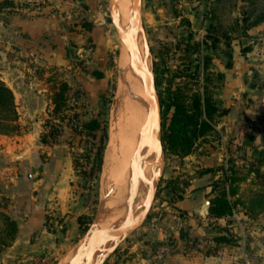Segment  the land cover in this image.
Returning <instances> with one entry per match:
<instances>
[{"label":"rangeland","instance_id":"1","mask_svg":"<svg viewBox=\"0 0 264 264\" xmlns=\"http://www.w3.org/2000/svg\"><path fill=\"white\" fill-rule=\"evenodd\" d=\"M85 1L0 0V81L12 89L19 102L16 106L20 131L8 136L18 144L37 142L39 146H47L44 153L43 148L34 152L43 161L49 158L48 152L55 147V150L59 149L58 154L65 153L62 166L69 173L70 202L79 216L80 226L74 238L64 241V218L57 210L50 212L43 230L55 236L56 247L42 254H28L21 253V246L17 253L12 250L13 242L21 231L18 225L19 231L13 242L0 248V264H58L77 244H80V256L83 255L93 233L98 230L96 224L101 205L108 212L113 208L115 198L127 192L104 178V162L120 106L118 80L122 55L129 58H125L126 63L133 69L126 38L130 36V27H120L118 10L122 3L126 4L132 27L135 2L96 0L94 10L89 12ZM140 2L143 30L137 27L136 31L142 42V60L147 65L154 88L156 73L160 76L161 87L156 88L159 101L162 89L169 85L176 88L184 81L186 73H193L200 66V83L195 84L208 88L217 103L218 115L213 124V134L198 141L188 157L169 155L165 148L158 153L162 168L148 202V218L139 229L130 231L124 238L114 239L115 252H97L99 257L93 264H161L169 256H180L186 260L202 256L211 258L221 250L230 252L238 264H264V204L253 202L257 195L264 194V143L259 136L248 149L232 151L219 128L220 118L228 112L222 103L225 76L220 69L224 65L230 69L234 64L230 54L233 41L227 36L232 23L227 19L224 23L218 22L215 0ZM61 82L69 85L67 102L61 114L52 117L51 96ZM149 86L153 92L151 82ZM40 97L43 106L47 104L41 133L35 125L39 119L34 111ZM93 119L105 122L109 133L98 177L91 174V169L102 145L101 140L99 136L84 132L81 127L82 123ZM54 130L55 134L43 143L44 136ZM213 146L221 150V164L213 168H193L191 155L196 152L201 156L207 155ZM16 156L15 160L20 162L29 155L20 153ZM76 160L81 165L80 169L88 170L87 175L75 169ZM69 163L71 165L67 166ZM33 166L37 172L41 171L38 166ZM221 167L224 169L206 173ZM203 174H208L212 180L203 188L204 204L197 210H184L179 204L189 201L198 191L193 188L192 180ZM21 188L24 187H17ZM233 189L237 190L236 195L228 196L234 206L232 215L222 218L211 216L212 200L223 193L229 195ZM113 197L110 208L109 202ZM28 200L24 197L23 202L29 204ZM138 201L137 195L132 201L129 198V209L131 206L134 208ZM206 202H210L208 208ZM8 207L7 199L0 197V212L10 217L3 211ZM143 211L144 208L140 210L139 218ZM139 218L127 224H135ZM81 224L87 228L85 232ZM5 226V221L0 218V229L5 230ZM8 232L0 233V239L10 242ZM40 235V232H35L30 240L35 242ZM217 237H225L228 241H220ZM162 250L165 252L161 253Z\"/></svg>","mask_w":264,"mask_h":264},{"label":"crops","instance_id":"2","mask_svg":"<svg viewBox=\"0 0 264 264\" xmlns=\"http://www.w3.org/2000/svg\"><path fill=\"white\" fill-rule=\"evenodd\" d=\"M85 2L88 11H93L96 0ZM214 4L219 11L218 22L224 23L227 19L232 23V29L227 36L233 41L230 54L234 61L232 68L228 69L224 65L220 69L225 76L222 103L228 112L220 118L219 128L232 151L240 148L246 150L256 143L259 136L264 143V0H215ZM16 103H19L17 95ZM46 106H43V99L40 97L39 105L34 109L39 119L35 123L39 133L42 130V120L45 119ZM42 148L43 153L48 149L45 145L39 146L37 142L18 144L14 138L0 135V197H5L10 206L3 211L18 222L21 230L13 242L12 250L16 253L19 246L23 249L21 253L28 254H42L56 247L55 236L43 230L48 214L55 213V210L64 218V241L74 238L80 229L79 216L70 202L69 173L62 166L65 153L58 154L59 149L55 150V147L52 152H48L49 158L43 161L40 155L34 153L35 149L39 152ZM220 151L219 147L213 146L207 155L201 156L197 152L191 155L193 168L199 170L201 167L213 168L220 165ZM20 153L29 156L20 162L16 161V155ZM33 165L38 166L41 171L37 172ZM70 165L69 163L67 166ZM211 181L208 174L196 176L192 185L198 191L189 201H183L179 206L184 210L199 209L204 204L203 188L210 185ZM19 185L24 188L17 189ZM24 197H28L29 204L23 202ZM18 199H21L20 205ZM16 203L18 206H12ZM35 232H40L41 235L34 242L30 237ZM161 264L238 263L230 252L228 254L221 250L211 258L202 256L186 260L180 256H169Z\"/></svg>","mask_w":264,"mask_h":264},{"label":"bare ground","instance_id":"3","mask_svg":"<svg viewBox=\"0 0 264 264\" xmlns=\"http://www.w3.org/2000/svg\"><path fill=\"white\" fill-rule=\"evenodd\" d=\"M120 6L118 10V22L121 26H119L124 29L130 27L129 32L131 33L130 25L132 19L130 17V11L125 3H122ZM129 37L126 38L130 39ZM133 37L136 38V56L141 64V70L135 71L131 69L125 60V58L128 57L122 55L120 61L121 77L118 80L120 81L118 82L120 106L118 112H116L118 115H116V123L110 137L111 143L104 162V178L115 182L114 186L119 185L117 188L127 192L116 197L114 205L112 203L114 197L110 200L109 207L111 208L113 205L110 211L106 212L105 206L103 204L101 205L97 218L98 228L104 230L103 237L99 244L101 252L111 250L114 247L115 240L114 242L110 240L107 230L118 229L122 225L127 224L128 221L131 223L135 222L139 218L140 210L142 208L145 210L155 190L154 185L157 178L160 176L162 168L160 160L157 157L158 153L154 151L150 143V138H148V110L150 108V102L147 95V88L144 85V81L147 79L148 68L146 63L143 62L144 59L142 60V42L136 29L133 33ZM128 48L129 47H127V49ZM126 55L129 56V54ZM148 88L152 94L150 86ZM143 139L142 164L144 165L146 177L143 175L138 176L139 190L137 198L139 201L134 207L135 210L131 213L129 212L128 200L134 196L132 189L134 180L133 169L137 166L140 144ZM80 249V244L71 247L58 264H73L78 255L80 256ZM98 257V253L94 254L93 261L97 260Z\"/></svg>","mask_w":264,"mask_h":264},{"label":"trees","instance_id":"4","mask_svg":"<svg viewBox=\"0 0 264 264\" xmlns=\"http://www.w3.org/2000/svg\"><path fill=\"white\" fill-rule=\"evenodd\" d=\"M199 67L193 73H186L184 81L176 88L171 85L162 89L160 92V104L163 113L162 122V138L164 148L167 154L177 156L179 158L188 157L192 153L194 147L201 139L208 138L214 132V121L218 115L217 103L209 94L206 86L195 83L199 81ZM155 86L160 88L159 74L156 73ZM196 79V81H195ZM69 85L66 82H61L59 87L51 96L53 110L50 116L54 117L61 114L67 102V93ZM19 113L16 106V98L12 89L0 81V135H13L20 131L18 125ZM82 130L86 133L93 134L94 137L99 136L102 145L99 147L95 157V163L91 169V174L98 177L103 167L104 151L109 142L108 127L105 122L99 119H93L81 124ZM55 134V130L47 134L43 138V143H46L48 138ZM75 169L87 175L88 170L80 169L81 165L78 160L75 161ZM224 167L207 170L214 172ZM84 170V171H82ZM233 176V175H232ZM236 189H233L228 195L223 193L212 200L210 208V215L218 218L228 217L232 215L233 204L228 196H235ZM257 199L253 201L256 205L264 204V194L256 196ZM253 203V204H254ZM0 218L5 221V230L0 229V233L8 230V237L10 242L5 239H0V248L9 246L15 239L19 231L18 223L0 212ZM82 226V224H81ZM85 232L87 228L82 226ZM220 241H228L225 237H217Z\"/></svg>","mask_w":264,"mask_h":264},{"label":"water","instance_id":"5","mask_svg":"<svg viewBox=\"0 0 264 264\" xmlns=\"http://www.w3.org/2000/svg\"><path fill=\"white\" fill-rule=\"evenodd\" d=\"M135 2V16L131 27V35L130 39H128L127 44L129 47L130 57H131V63H133V69L136 71L141 70V64L139 63V60L136 56V38L133 37V33L137 27H139L141 30H143L142 25V12H141V2L140 0H133ZM121 34L125 37L124 31L121 30ZM152 83L153 92L151 94L149 87V83ZM144 85L147 88V95L150 102V108L148 110V138H150L151 146L154 148V150L157 153L163 152L164 144H163V138H162V132H161V126H162V113H161V105L159 101V96L157 93L156 88H154V83L152 81V78L150 76V73H147V79L144 81ZM143 147H144V139L142 140L140 144L139 149V155L137 159V166L135 169H133V194L134 196L130 199L131 201L135 198V196L138 194V176L143 175L146 177L144 165L142 164V153H143ZM210 205V202H206V208H208ZM150 206L147 205L145 210L142 213V216L139 218L137 223L135 224H125L124 226L119 227L116 230H107V234L110 238V240L114 239H120L124 238L130 231H135L139 229L140 226L144 224L146 219L148 218V210ZM134 208L133 206L130 207L129 212L133 213ZM96 224V222H95ZM97 225V224H96ZM98 226V225H97ZM104 230L99 229L96 230L91 239L89 247L86 249L85 254L78 256L73 264H93V255L97 252L101 251L99 248L100 240L102 239ZM116 247L112 248L111 250H106L104 252H115ZM88 259L87 263H85V260Z\"/></svg>","mask_w":264,"mask_h":264},{"label":"built area","instance_id":"6","mask_svg":"<svg viewBox=\"0 0 264 264\" xmlns=\"http://www.w3.org/2000/svg\"><path fill=\"white\" fill-rule=\"evenodd\" d=\"M165 252V250H162L161 253Z\"/></svg>","mask_w":264,"mask_h":264}]
</instances>
